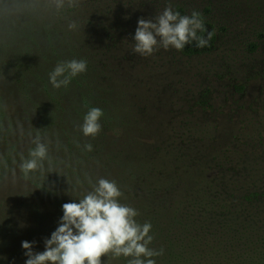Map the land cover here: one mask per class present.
<instances>
[{"label": "rangeland", "instance_id": "obj_1", "mask_svg": "<svg viewBox=\"0 0 264 264\" xmlns=\"http://www.w3.org/2000/svg\"><path fill=\"white\" fill-rule=\"evenodd\" d=\"M20 3L0 0V98L7 105L0 110V264H24L22 241L44 250L61 206L90 190L86 175L93 183L115 180L120 202L138 210L139 223L152 224L149 247L163 249L156 264L261 262L264 256L242 262L241 253L248 236L264 231V0H81L43 19L21 13ZM168 5L213 24L210 52L133 53L138 19H154ZM69 20L79 30L69 31ZM70 59L87 61L81 85L70 84L107 109L95 138L79 127L90 108L71 121L43 91L44 100L21 84H39ZM46 102L56 107L57 129L40 122ZM37 134L51 141V162L24 177L21 156ZM252 190L259 204L246 200ZM182 250L195 260L181 258ZM102 261L127 264L111 254Z\"/></svg>", "mask_w": 264, "mask_h": 264}, {"label": "clouds", "instance_id": "obj_2", "mask_svg": "<svg viewBox=\"0 0 264 264\" xmlns=\"http://www.w3.org/2000/svg\"><path fill=\"white\" fill-rule=\"evenodd\" d=\"M80 4L81 0H21L20 11L43 19L50 14L60 16ZM67 28L77 31L79 24L69 20ZM198 32L207 35H198ZM211 38L212 33L207 31L201 13L192 11L190 15H181L168 5L154 19H138L132 51L148 57L160 49L180 51L193 42L196 47H205ZM86 70L84 59L61 61L48 74V82L53 89L66 88L74 77ZM0 110L6 111L7 105L0 103ZM103 114L97 107L88 110L79 126L84 137L95 138L99 134ZM30 143L34 147L28 150L27 157L21 156L19 163V171L24 177L42 172L45 161L51 162L50 140L37 134ZM56 146L60 147L59 141ZM83 148L88 152L93 150L90 143H85ZM85 179L90 190L82 198L61 206L63 215L50 237L44 239L42 252L33 251L35 241L21 242L27 257L24 264H104L102 258L109 254L114 259L126 258L127 264H156L153 257L163 255V249L149 247L154 239L150 234L152 224L139 223L136 219L138 210L120 202L123 192L115 180L98 178L93 183L87 175Z\"/></svg>", "mask_w": 264, "mask_h": 264}, {"label": "trees", "instance_id": "obj_3", "mask_svg": "<svg viewBox=\"0 0 264 264\" xmlns=\"http://www.w3.org/2000/svg\"><path fill=\"white\" fill-rule=\"evenodd\" d=\"M204 25L207 29L208 32L212 33V38L209 41L208 46L205 47H196L195 46V42H193L192 44L187 45L183 50H180L179 52H181L184 55H197V54H202V53H207L210 52L214 46H215V38H216V31L214 29L213 24L208 21V20H203ZM198 35H202V36H206L207 33H200L198 32ZM19 65H23V62L20 61L18 63ZM50 72H46L41 78H40V83L39 84H33L31 81H27V79H23L21 80V84L24 85H30V86H34L33 89V93L35 94V96L40 97L44 100V98L42 97V91L45 94V96L47 97V99L50 102H53L55 105H57V107L61 110V112L59 114H62L64 111L67 113V115L70 116V120L71 121H76V120H80L83 117V111L85 110V108H91V107H96L94 102L90 100V95H84V94H80L76 91L75 86L69 84L66 88H61V89H53L52 86L49 84L48 82V74ZM72 81L75 82L76 85H81V81H82V77L79 74L78 76L74 77L72 79ZM92 84V81L91 83ZM39 86H41V89L39 88ZM86 97V100L83 103H79V99L82 97ZM73 98V99H71ZM65 99H71L68 102V105L66 103H64L63 101ZM32 101V97L30 95H27L26 100L24 101V113L25 114H29L27 107L29 105V102ZM0 103H2L1 98H0ZM51 109H49L47 107V102H46V106L44 108L39 107V109H41L42 114L40 117V122H43V126H53L54 128L57 129L58 127V123H57V115L53 110H56V107H54L53 105L50 106ZM103 111V116L101 118H103L104 116H106L107 114V109H102ZM6 128L3 130L2 127H0V135L4 134ZM259 192L256 190H252L250 191V193L248 195H246V200L247 201H255L257 204H259L260 200H259ZM261 207H264V205H261ZM236 239V238H235ZM241 239V238H239ZM249 245V250L247 252H242V256L244 257L243 259H241L242 262H250L249 259L252 258L253 256L255 257H259L261 258V256H264V231H258V234L256 236V233L254 234L253 237L248 236L247 242L246 243H250ZM166 247H168L169 245L166 244ZM179 255L181 256V258H188V260H192L194 261V257L193 255H189L187 253L186 250H182ZM224 260L225 257L224 255H222ZM250 256V257H249ZM247 259V260H245ZM222 260V261H224ZM256 263L257 264H264V258L263 260L260 262L256 259Z\"/></svg>", "mask_w": 264, "mask_h": 264}]
</instances>
